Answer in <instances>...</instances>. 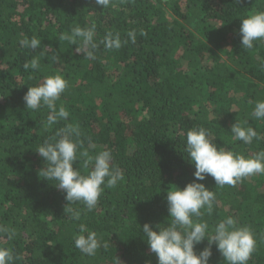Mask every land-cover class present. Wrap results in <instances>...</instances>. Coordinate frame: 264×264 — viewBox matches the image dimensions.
Masks as SVG:
<instances>
[{
  "label": "trees",
  "instance_id": "trees-1",
  "mask_svg": "<svg viewBox=\"0 0 264 264\" xmlns=\"http://www.w3.org/2000/svg\"><path fill=\"white\" fill-rule=\"evenodd\" d=\"M257 11L264 0H112L108 8L95 0H0V225L16 231L11 240L0 234V247L13 252L14 264H115L116 257L121 264H157L142 226H167V190L195 179L187 131L203 128L218 149L246 158L264 151V120L249 117L264 99V41L245 49L239 35L241 19ZM92 24L94 60L59 39ZM107 33L119 34V49L100 43ZM33 36L40 48L20 46ZM33 57L40 68L25 70ZM51 75L68 82L56 103L69 117L49 125L51 110L27 109L23 96ZM237 120L256 130L250 144L234 139ZM68 125L79 130V151L94 157L110 150L123 173L92 211L68 205L55 181L38 176L45 162L36 147ZM87 160L78 156L73 167L87 174L94 165L85 168ZM197 182L215 193L212 214L200 219L210 231L228 216L248 226L257 242L248 264H264V174L224 187L210 176ZM66 206L80 211V220H71ZM81 223L101 238L94 256L74 246ZM207 246L197 244L196 253ZM209 264H227L215 245Z\"/></svg>",
  "mask_w": 264,
  "mask_h": 264
},
{
  "label": "clouds",
  "instance_id": "clouds-1",
  "mask_svg": "<svg viewBox=\"0 0 264 264\" xmlns=\"http://www.w3.org/2000/svg\"><path fill=\"white\" fill-rule=\"evenodd\" d=\"M239 3L240 0H237ZM96 5L108 8L112 0H95ZM96 25L71 28L69 32L61 33L59 39L69 44L78 45L77 51L86 58L95 59L94 52L98 47L95 41ZM241 45L245 49H252L256 41H264V11H257L241 19L239 28ZM128 37L132 43L136 41L135 31H130ZM127 41H125L126 43ZM107 49H119L122 41L119 34L107 33L100 42ZM25 49H38L41 40L33 36L24 37L19 41ZM25 70L40 68L39 57H33L24 63ZM68 87V82L61 75H51L43 78L36 86L28 87L23 96L27 109L39 110L47 107L51 110L48 124L52 125L60 120H66L69 112L65 107L57 109V101ZM249 117L254 120H264V99L257 100ZM248 125V121L237 120L231 126L233 137L244 144H250L257 138L256 130ZM76 136L74 140L72 137ZM77 127L68 125L57 131L51 140H45L36 147V152L43 158L45 166L38 172L42 179L55 181L52 184L65 193L69 204L82 203L88 211H92L98 203L105 188H114L123 180L122 171L112 164V153L103 150L94 157L86 151H79L81 145L78 140ZM209 139V133L203 128H193L186 133L185 152L189 162L195 167L193 182L183 189L175 186L167 190L166 201L170 222L167 226L157 224L158 230L145 223L142 226L143 239L151 253L157 257V264H209L212 256V246L221 253L227 264H248L256 248V240L248 226L238 225L237 221L228 216L220 220L210 231L209 225L202 218L205 212L212 214L215 202V193L203 183L207 177H212L215 185H235L242 178L264 174V151L257 152L252 157L217 148ZM79 157H88L84 167L94 161V165L82 174L73 164ZM65 212L71 220H80L81 212L67 207ZM197 218V219H194ZM200 219V222L197 220ZM0 234H5L11 240L16 235L14 228L0 225ZM74 246L88 256H94L101 247V238L95 231H89L85 224L78 226V233L73 237ZM208 242L199 254L195 246L203 241ZM105 248L107 244L103 245ZM15 257L10 249L0 247V264H14ZM115 264H121L116 257Z\"/></svg>",
  "mask_w": 264,
  "mask_h": 264
},
{
  "label": "rangeland",
  "instance_id": "rangeland-1",
  "mask_svg": "<svg viewBox=\"0 0 264 264\" xmlns=\"http://www.w3.org/2000/svg\"><path fill=\"white\" fill-rule=\"evenodd\" d=\"M165 14H166L167 16H170L168 9H165Z\"/></svg>",
  "mask_w": 264,
  "mask_h": 264
}]
</instances>
